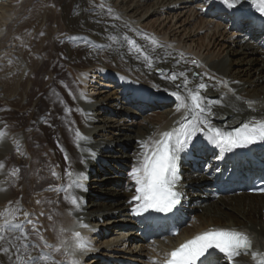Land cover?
Returning a JSON list of instances; mask_svg holds the SVG:
<instances>
[{
  "label": "bare ground",
  "instance_id": "obj_1",
  "mask_svg": "<svg viewBox=\"0 0 264 264\" xmlns=\"http://www.w3.org/2000/svg\"><path fill=\"white\" fill-rule=\"evenodd\" d=\"M36 1L0 0V249H9L0 250V264H18L17 251L20 264L35 256L47 257L39 264H71L74 232L88 242L75 252L80 264H164L170 249L214 229L251 239L249 253L231 264H264V195L214 192L223 172L222 182L248 161L221 152L206 128L177 161L184 218H175L176 237L144 232L130 175L146 151L142 142L150 148L186 123L173 92L205 84L207 119L223 133L264 120L257 10L264 5L238 0L225 11L220 0ZM116 172L126 173L125 186ZM216 264L230 262L223 256Z\"/></svg>",
  "mask_w": 264,
  "mask_h": 264
},
{
  "label": "snow or ice",
  "instance_id": "obj_2",
  "mask_svg": "<svg viewBox=\"0 0 264 264\" xmlns=\"http://www.w3.org/2000/svg\"><path fill=\"white\" fill-rule=\"evenodd\" d=\"M220 2L231 9L236 7L238 0H220ZM258 2L264 5V0H258ZM257 10L260 15L264 16V7H259ZM169 79L174 81L178 77L173 74ZM187 83L188 81L185 79V87H187ZM224 86L227 87V84ZM205 89L206 85L201 83L196 89H188L186 95H181L179 92L171 93L177 101L176 112H181L182 109L185 111L186 115L182 119L186 123H181L178 129L161 133L160 139L153 141L150 148L147 143L142 142V147L146 149L143 159L139 166L134 167L130 173L136 184V195L133 199L138 203L134 209L135 213L143 214L151 210L167 214L180 204L181 193L176 190L178 183L177 161L180 159L181 153H188L190 148H195L194 138L204 128L212 133L207 137L209 142L219 148L221 152L264 141V120L243 123L234 133H223L219 129L213 128L207 119L211 114V105L206 103L205 98L201 95V90ZM75 135L78 141L86 139L79 131ZM0 138H2V134H0ZM66 175L78 176L79 174H74L69 170ZM77 183H79L78 180ZM70 203L75 210H79V201L75 197L71 199ZM15 227L22 230L23 225H15ZM79 227L87 226L81 223ZM23 235L26 239V233ZM73 236L75 243L70 253L73 257L71 264H80V261L75 258V252L87 251L88 242L80 232H74ZM3 239L4 237L0 236V240ZM251 247L250 237L242 231L208 230L170 252L169 258L165 260L164 264H197V261H200V264H211L209 257L213 253L210 250H218L231 264L235 257L248 254ZM0 250L8 251L9 249ZM16 254L18 264H20V253L17 251ZM252 256L255 259L256 253L253 252ZM202 257L204 259H201ZM42 258L47 259V257L35 256L28 259L27 264H39Z\"/></svg>",
  "mask_w": 264,
  "mask_h": 264
},
{
  "label": "rangeland",
  "instance_id": "obj_3",
  "mask_svg": "<svg viewBox=\"0 0 264 264\" xmlns=\"http://www.w3.org/2000/svg\"><path fill=\"white\" fill-rule=\"evenodd\" d=\"M43 0H37L36 2L37 3H41ZM36 3V4H37ZM22 11H24V9L22 8L21 9ZM32 11V8L30 7L29 9H28V13H27V15H30V12ZM156 72H159V70H157ZM192 76L193 77H197L198 75H197V73H195V72H193L192 73ZM129 151V150H128ZM110 164V163H109ZM108 167H112V166H108ZM125 169V168H124ZM123 171H128L127 169H125V170H123ZM103 172V171H102ZM107 171L106 170H104V174L106 173ZM181 172V171H180ZM103 173H101V174H103ZM105 175H107L108 177H112V176H114V175H111V174H109V173H106ZM116 177H119V179H121V181H120V186H125V184H127L128 182H129V179L126 177V173L124 172V173H117L116 172ZM125 181V182H124ZM111 182H113V181H111ZM110 182V183H111ZM239 196H242V195H239ZM202 200H199V202H201ZM196 211H198V209L196 210Z\"/></svg>",
  "mask_w": 264,
  "mask_h": 264
}]
</instances>
